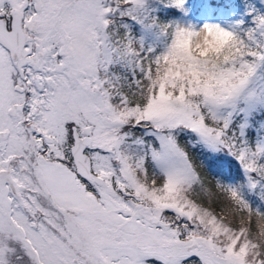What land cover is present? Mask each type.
I'll return each instance as SVG.
<instances>
[{"label":"snow or ice","instance_id":"snow-or-ice-1","mask_svg":"<svg viewBox=\"0 0 264 264\" xmlns=\"http://www.w3.org/2000/svg\"><path fill=\"white\" fill-rule=\"evenodd\" d=\"M0 264H264V0H0Z\"/></svg>","mask_w":264,"mask_h":264}]
</instances>
